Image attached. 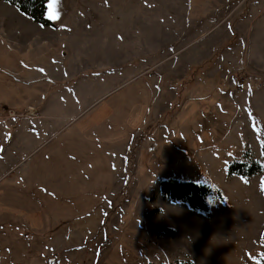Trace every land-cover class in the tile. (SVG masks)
<instances>
[{"label": "rangeland", "instance_id": "374dc122", "mask_svg": "<svg viewBox=\"0 0 264 264\" xmlns=\"http://www.w3.org/2000/svg\"><path fill=\"white\" fill-rule=\"evenodd\" d=\"M45 17L0 0V157L7 136L22 149L30 116L70 123L0 166V237L9 217L29 222L31 240L58 214L69 239L30 264H264V0H48ZM97 59L111 76L84 80ZM230 126L218 149L197 151ZM232 162L261 171L230 175ZM166 179L208 185V210L165 199ZM0 244V262H17Z\"/></svg>", "mask_w": 264, "mask_h": 264}, {"label": "crops", "instance_id": "0c3cea01", "mask_svg": "<svg viewBox=\"0 0 264 264\" xmlns=\"http://www.w3.org/2000/svg\"><path fill=\"white\" fill-rule=\"evenodd\" d=\"M61 7L64 9L65 13L68 9L69 14H71V9L69 8L68 4L63 3V6H61ZM94 60H92V62H94ZM102 64H103V59H101V60L97 59L95 65H93V67H95L96 72L92 71V72L86 74L83 79L85 80L86 77H90V80H99V79H104V78H108L109 76H111L109 73V68L105 67L106 69H104V67L101 66ZM216 72H214L213 74H217ZM258 72H263V71L259 70ZM123 73L124 72H122V74ZM81 74H82V71L77 70V71H75L74 76H78ZM90 74H93V75H90ZM104 74L106 76H104ZM220 75H222V77H224V74L220 73ZM257 75H258V73H256L255 76H257ZM250 76H252V74H250V75L246 74L245 78H249ZM80 77H82V75ZM230 81H232V80H230ZM244 93L247 94L246 92H244ZM40 102H41V100H40ZM29 103H30V101H29ZM29 103L27 104L26 107H30ZM12 110H14V109H12ZM87 110H88V107H85L80 112L78 110L76 112H77V114H82ZM213 110H214V108H213ZM14 111H17L18 114L20 113V112H18V110H14ZM217 111H218V108L215 109V112H217ZM223 111L224 110H222L221 112H223ZM43 118H47V115L44 114V116H42V117H36V115H35V116H30L29 118H27V119H29L26 123L28 131H27V133H25V137L22 138V141L24 144L21 142L24 146H26L25 148H24V146H22L21 150H19V149L14 150V147L5 148V143L7 141L6 138H8V136L5 139L1 140L2 143L4 144V146H3L4 151L3 150L1 151L0 166H6L10 162L14 161L16 159L17 155H19V152H21L22 150L24 152L28 148L27 151H29V154H30L32 149L43 145L44 143L47 142V140L51 139L52 137H48L50 134H58V133L64 134V133H66L67 126L70 125V123L65 122L64 120L63 121L61 120L62 119L61 114L58 117V120H56L57 118L54 117L55 119H52L50 121H43ZM39 119H41V120H39ZM231 130H232V127L230 126L229 131H227L225 133V137L223 139H221L222 137L220 138L221 140H223V141H221V143H218V139L214 140V141H209L207 144L203 145L202 147H199L197 149V151L203 149V150H205V153H206V151L212 150L213 148L218 149L217 147L219 145H221L224 141H227L229 139L228 136L231 134ZM88 131H93V129L88 128V129H86V131H78V135L82 136V137L88 136V134H87ZM93 133L95 134L96 132L93 131ZM144 140L145 139L143 138L141 145L144 144L143 143ZM106 143H108V140L106 141ZM131 143H132L131 140L126 145L124 143V146L122 149L123 160L126 159L125 156L127 155V150H128V147H130ZM13 145H15V144H13ZM34 145H37V146L32 148V149L29 148V147L34 146ZM1 146H2V144L0 143V147ZM103 146H104V144H103ZM105 151L108 152V154H109L111 150L108 147H106ZM142 152H143L142 149H140L138 151V153H137L138 157L141 155ZM2 160H4V161H2ZM22 160L23 159L21 158L19 161H22ZM125 166H126V163H124V169H125ZM13 167H14V165H11L2 174L5 175V174L15 172V171L11 170ZM29 175L30 174L28 171H22L21 174H17V176H21L22 178H29ZM50 204H53V203H50ZM56 209H59V207H56ZM26 217H28V216H26ZM24 219H26V218H24ZM64 222H65V219L60 217L58 214L52 215V223L56 224V226L54 228L51 227L49 232H45V230H38V232H36V231L33 232L32 233L33 235L31 236V240H29V235H28L29 230H30L29 229V222L27 221V223H26V220L24 221L23 218L15 219V218H13V216L9 217L8 220L5 222L6 228H7V233H6V235H3L0 237V243L3 240H5L6 243L8 241H10V247H12L13 252H16L18 255L17 262L11 261L10 264H30L29 258L33 257V256L37 257L44 249V247L40 248V246L45 244L47 241L61 240L63 238L69 239V236H67V235L65 236L64 233H61L60 230H57L58 226L60 224H63ZM51 226H52V224H51ZM48 233L49 234L53 233V234L51 236H47ZM1 246H2V244H0V248H1ZM6 247H7V245H6ZM58 250H61L62 252L64 251V249H62L61 247H53V251H58ZM0 264H5V263L0 262Z\"/></svg>", "mask_w": 264, "mask_h": 264}, {"label": "trees", "instance_id": "16d2710c", "mask_svg": "<svg viewBox=\"0 0 264 264\" xmlns=\"http://www.w3.org/2000/svg\"><path fill=\"white\" fill-rule=\"evenodd\" d=\"M5 1L16 6L22 13L28 15L33 21L43 25H52V22L45 17L48 0H5ZM188 78L192 79V77H188ZM192 85H193V81L186 87H183L182 84H180V87L178 89L181 96L184 97L187 94V91L188 93H190L191 89L193 88ZM173 101L175 102L171 103L170 109L165 111L161 115L165 113L171 115L174 112L176 113L178 112V110L181 108L182 101L180 98L175 99ZM217 119L212 118V121L217 122ZM161 121H163L162 117H161ZM152 126L149 131L152 130L153 128ZM221 137L222 135L219 137V139ZM141 138H143L142 135L138 136L135 139V141L132 143L128 155L129 158H127V164L131 159L134 147H136L138 141H140ZM228 171L230 175L238 174L245 177L252 176L261 171V165L256 162H250V163L232 162L229 164ZM160 193L165 199L182 201L187 205H189L190 208L195 210L207 211L209 208L207 203V197L211 193V188L205 184L195 183L192 181L190 182V181H178L175 179H166L160 181ZM53 264H60V263L56 262ZM174 264H192V262L190 260L176 261Z\"/></svg>", "mask_w": 264, "mask_h": 264}, {"label": "water", "instance_id": "95a60500", "mask_svg": "<svg viewBox=\"0 0 264 264\" xmlns=\"http://www.w3.org/2000/svg\"><path fill=\"white\" fill-rule=\"evenodd\" d=\"M28 111L32 114L34 113L35 109L33 107L28 108Z\"/></svg>", "mask_w": 264, "mask_h": 264}, {"label": "built area", "instance_id": "2783aa9c", "mask_svg": "<svg viewBox=\"0 0 264 264\" xmlns=\"http://www.w3.org/2000/svg\"><path fill=\"white\" fill-rule=\"evenodd\" d=\"M17 113L13 110H9V115H16Z\"/></svg>", "mask_w": 264, "mask_h": 264}, {"label": "snow or ice", "instance_id": "6c2138e0", "mask_svg": "<svg viewBox=\"0 0 264 264\" xmlns=\"http://www.w3.org/2000/svg\"><path fill=\"white\" fill-rule=\"evenodd\" d=\"M43 71V70H42Z\"/></svg>", "mask_w": 264, "mask_h": 264}]
</instances>
